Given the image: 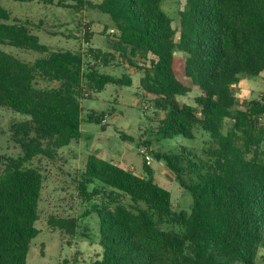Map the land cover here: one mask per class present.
<instances>
[{"label":"trees","instance_id":"obj_1","mask_svg":"<svg viewBox=\"0 0 264 264\" xmlns=\"http://www.w3.org/2000/svg\"><path fill=\"white\" fill-rule=\"evenodd\" d=\"M15 1L76 13L95 9L111 17L118 34L109 52L51 50L31 32L32 22L11 23L0 0V132L2 109L25 117L9 127L22 154L0 155V264H27L40 233L35 223L45 177L29 165L38 157L55 160L61 148L79 141L84 120L104 123L95 112L83 118L87 90L132 85L128 75L100 71L117 59L142 73L141 89L155 97V109L164 114L153 132L160 140L197 141L200 128L209 141L200 153L186 146L153 152L192 195L190 212L174 210L171 191L157 182L152 167L145 164L138 176L88 156L79 191L88 199L105 195L89 211L99 216L103 248L93 264H260V257L264 264V97L237 108L234 93L242 77L264 76V0H187V11L178 16L179 39L162 0ZM85 31L90 44L93 34ZM5 45L45 57L24 62ZM178 51L185 54L184 77L201 91L195 105L178 100L191 91L174 71ZM145 145L152 144L140 147ZM96 182L103 190L89 192ZM49 225L74 236L77 220L52 217Z\"/></svg>","mask_w":264,"mask_h":264},{"label":"rangeland","instance_id":"obj_2","mask_svg":"<svg viewBox=\"0 0 264 264\" xmlns=\"http://www.w3.org/2000/svg\"><path fill=\"white\" fill-rule=\"evenodd\" d=\"M2 5L11 13V23L32 22L31 32L39 37L41 44L51 50L87 52L89 47H92L109 52L112 49V41L118 34L111 17L95 9L86 8L76 13L39 1L2 0ZM161 7L174 19L173 25L179 39L178 16L187 11V0H162ZM85 26L93 34L90 44L85 43ZM2 49L24 62H34L45 57L40 52L8 45L2 46ZM184 68L185 54L178 51L174 60L175 74L181 82L191 86L189 94L179 96L178 100L182 104L195 105V98L201 95V91L190 79L184 77ZM100 71L118 78L128 75L132 79V85L110 84L100 93L87 90L90 97L82 101L83 118L86 119L89 114L95 112L96 115L104 116V123H89L84 120L81 124L82 138L79 141L61 148L55 160L38 157L29 165L40 169L45 182L39 203L40 219L35 223L40 233L31 243L27 264H93L101 259L103 248L100 245V219L98 214L89 211L93 205L102 204L105 195L88 199L81 194L78 186L89 155H100L106 160L127 165L129 169L133 166L143 167L141 173H144L145 162L139 152L141 143L146 144L149 141L152 144L149 149L154 157V151L173 152L180 146L195 148V151L200 153L203 142L209 141V136L200 128L197 141L184 138L160 140L153 132L164 114L155 109V97L141 89L142 73L121 59L115 60L108 67H100ZM234 93L237 96V108L246 107L252 99H261L264 97V76L242 77L235 86ZM1 117L0 155L18 157L22 154V149L13 142L9 127L13 121H21L25 117L8 109L1 110ZM262 120L264 121V118ZM123 135L129 136L131 140H124ZM152 168L157 182L171 191L174 210L190 212L193 197L179 185L175 174L156 160ZM2 171L3 166L0 165V174ZM95 190H103L100 182L89 186V192ZM123 202L127 205L131 203L129 198H125ZM52 217L76 219L75 235L52 228L49 225ZM261 255H264L263 250ZM259 263H263L261 257Z\"/></svg>","mask_w":264,"mask_h":264},{"label":"built area","instance_id":"obj_3","mask_svg":"<svg viewBox=\"0 0 264 264\" xmlns=\"http://www.w3.org/2000/svg\"><path fill=\"white\" fill-rule=\"evenodd\" d=\"M88 98L90 97V94L89 93H85V98ZM150 149L149 147H146V146H142L139 148V152L140 154L142 155L143 159H144V162L147 166L149 167H152L153 166V162H154V157L151 155L150 153Z\"/></svg>","mask_w":264,"mask_h":264},{"label":"crops","instance_id":"obj_4","mask_svg":"<svg viewBox=\"0 0 264 264\" xmlns=\"http://www.w3.org/2000/svg\"><path fill=\"white\" fill-rule=\"evenodd\" d=\"M98 157L104 159V158H103L102 156H100V155H98ZM104 160H106V159H104ZM107 161H109V160H107ZM110 161H112L114 164L119 165L120 167H122V168H124V169H126V170H131V171H133L134 174H136V175H138V176H143V173H141L143 167H141V168H137V167H135V168H136V170H135V168H134V166H133L131 169H129L127 165H122V164H120L119 162H116V161H114V160H110ZM162 164H163V163H162ZM139 171H140V172H139Z\"/></svg>","mask_w":264,"mask_h":264}]
</instances>
